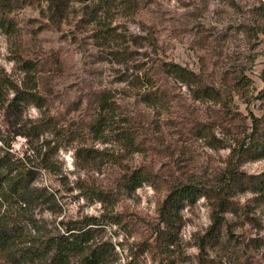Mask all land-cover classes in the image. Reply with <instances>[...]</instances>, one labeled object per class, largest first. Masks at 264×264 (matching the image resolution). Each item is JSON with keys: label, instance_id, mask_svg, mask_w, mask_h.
<instances>
[{"label": "rangeland", "instance_id": "rangeland-1", "mask_svg": "<svg viewBox=\"0 0 264 264\" xmlns=\"http://www.w3.org/2000/svg\"><path fill=\"white\" fill-rule=\"evenodd\" d=\"M15 1L6 13L10 25L0 28V69L36 91L42 105L24 104L12 117L8 99L0 101V132L13 139L15 156L31 157L36 183L56 197L58 205L27 208L40 232L56 233L61 220L114 215L120 223H106L98 235L115 247L105 264H196L213 222L206 196L182 209L167 252L155 244L170 188L194 184L232 192L242 207L221 213L230 228L227 248L208 252L223 264H264V245L257 246L264 199L233 187L231 178L235 171L264 173V158L240 154L264 123V0ZM161 61L192 70L218 98H197L194 85L164 72ZM146 76L161 103L143 98L146 86L136 83ZM101 95L108 114H97ZM31 127L38 128L16 134ZM136 169L161 181L128 191L123 177Z\"/></svg>", "mask_w": 264, "mask_h": 264}, {"label": "trees", "instance_id": "trees-1", "mask_svg": "<svg viewBox=\"0 0 264 264\" xmlns=\"http://www.w3.org/2000/svg\"><path fill=\"white\" fill-rule=\"evenodd\" d=\"M15 0H0V28L10 25L6 13L14 8ZM160 66L164 72L172 75L189 87L194 85L195 95L200 99H217L215 89L201 84L198 75L185 66L171 62L161 61ZM145 87L143 98L151 103H161L163 94L151 89L154 85L150 76L136 83ZM149 88V89H147ZM12 93V97L7 94ZM5 98V99H4ZM8 108L19 117L24 104L35 103L42 105V97L33 90L15 82L12 77L0 69V101L6 102ZM100 107L97 114H108L109 100L105 95L100 96ZM13 110V111H12ZM106 112V113H103ZM105 120L101 115L97 127ZM18 122V121H17ZM26 128L16 134L30 135L32 129ZM121 135L129 142L134 141L133 132L127 128L121 130ZM205 135L208 128H204ZM12 140L6 139L0 132V141H4V147H0V264H72L78 259L82 264H105L113 258L114 245L105 240L98 239V235L105 229L106 223H120L114 215L101 217L86 216L76 220L59 221L61 228H56V233H41L36 222L28 216L27 208L34 207L42 202H48L51 206L58 205L56 197L47 188L40 187L36 183L38 170L32 163L30 156L18 157L11 151ZM240 154L246 160L264 158V123L258 125V130L253 132L248 144L243 145ZM232 186L241 191H253L259 194V199H264V173L249 175L245 172H233L231 175ZM161 178L148 170L136 169L128 172L123 177V186L132 191L145 182L156 184ZM231 187V186H230ZM230 188V189H233ZM100 199L106 201L108 193L103 190L92 189ZM234 193L212 192L206 188H200L194 184H183L170 188L164 201L159 206V215L163 226H159L155 238V244L160 250L168 251L176 241L181 220V211L187 203L197 201L199 197L206 196L212 199L213 222L200 241V254L196 264H223L217 255L212 256L207 249L212 248L215 254L227 248V237L230 228H226L227 222L221 213H240L242 207L232 200ZM214 198V200H213ZM246 212H243L245 215ZM227 230V231H225ZM264 245V239H258V247Z\"/></svg>", "mask_w": 264, "mask_h": 264}]
</instances>
